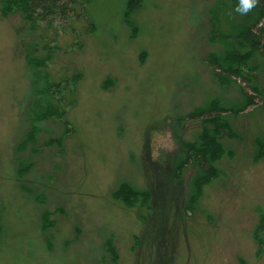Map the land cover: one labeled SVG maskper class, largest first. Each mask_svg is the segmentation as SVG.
Wrapping results in <instances>:
<instances>
[{"label":"rangeland","instance_id":"rangeland-1","mask_svg":"<svg viewBox=\"0 0 264 264\" xmlns=\"http://www.w3.org/2000/svg\"><path fill=\"white\" fill-rule=\"evenodd\" d=\"M77 1L87 4L94 31L83 33V21L68 31H53L63 29L57 23L41 30L62 48L52 68L84 74L68 113L75 132L62 153L51 147L35 157L24 177L14 154L32 87L27 40L18 17L0 12V264H96L111 240L119 264H264L253 236L264 216V157L257 159L264 106L228 118L221 174L191 210L201 172H175L182 143L197 141L204 127L181 119L214 99L244 103L239 83L221 87L205 62L209 52L224 54L207 40L211 12L231 29L233 10L225 0H129L130 8L127 0ZM254 78L264 93V68ZM123 183L149 192L147 204L119 199ZM48 210L51 230L42 234Z\"/></svg>","mask_w":264,"mask_h":264},{"label":"trees","instance_id":"trees-1","mask_svg":"<svg viewBox=\"0 0 264 264\" xmlns=\"http://www.w3.org/2000/svg\"><path fill=\"white\" fill-rule=\"evenodd\" d=\"M133 3L134 1L127 0L129 8ZM238 3L239 0H225L226 10H233L235 17L231 29H221L220 18L215 16L214 11L211 12L213 16L209 20L207 40L212 46H223L224 54L209 52L205 62L213 79L221 87H230L233 82L239 83L244 103L236 107H225L219 99H214L208 107H199L181 119L183 122L201 121L204 125L197 141L182 143L184 157L179 166H175L179 178H183L185 171L194 166L201 172L191 190V203L186 208L189 210L209 180L221 174L216 163L224 154L221 139L231 133L228 118L245 114L251 108L259 110L264 106V93L254 78L264 68V0H259L258 6L247 15L235 11ZM0 12L4 19L18 17L16 19L23 25V34L27 40L25 60L32 87L30 102L23 117L25 132L16 145L14 154L19 175L24 177L34 167L33 159L42 156L47 148L63 152L66 138L75 132L68 113L75 107L78 87L84 79L83 72L79 70L72 72L71 68H64L56 71L52 68L55 54L62 51V48L51 45L41 30L57 23L63 29H52L53 31H68L73 21H83L85 27L82 32L85 34L94 31L95 27L88 14L87 4L77 0H1ZM124 18L134 33L138 31L130 19L129 11ZM48 123L59 125L62 128L61 134L46 129L44 125ZM225 132L227 134L224 135ZM257 148V159L260 160L264 157V142L261 139L257 141ZM117 194L119 199L130 205H136L139 200L145 205L151 198L149 192L139 191L128 183H123ZM51 212L48 210L43 215L42 234L51 230H47L52 222L49 216ZM259 219L253 236L258 254H261L264 250V216ZM3 231V212L0 209V245ZM100 253L96 264H119L120 254L112 240L105 241L104 250ZM239 263L244 264L243 261Z\"/></svg>","mask_w":264,"mask_h":264},{"label":"clouds","instance_id":"clouds-1","mask_svg":"<svg viewBox=\"0 0 264 264\" xmlns=\"http://www.w3.org/2000/svg\"><path fill=\"white\" fill-rule=\"evenodd\" d=\"M259 4V0H239L235 11L241 15H247L251 10L256 8Z\"/></svg>","mask_w":264,"mask_h":264}]
</instances>
